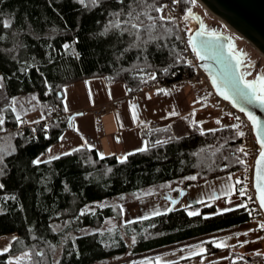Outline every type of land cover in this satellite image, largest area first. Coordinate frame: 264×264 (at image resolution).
Instances as JSON below:
<instances>
[{"label": "trees", "instance_id": "16d2710c", "mask_svg": "<svg viewBox=\"0 0 264 264\" xmlns=\"http://www.w3.org/2000/svg\"><path fill=\"white\" fill-rule=\"evenodd\" d=\"M164 4L165 0H98L95 6L78 0H0V73L6 91L11 97L37 93L45 105L44 119L24 128L6 109L0 127L4 149L0 152V238L17 235L10 251L0 255V264L29 250L32 264H107L126 254L162 248L249 220L247 207L181 223L171 210L105 228L107 219L122 217L120 204L86 211L96 203L169 181L179 180L181 189H186L241 172L247 165L234 126L203 131L186 119L184 136L171 126L145 128L147 150L128 155L125 162L116 156L100 157L84 146L59 159L34 163L70 128L69 115L49 120L52 105L62 108L67 86L103 77L138 93L178 76L180 35L175 21L165 15ZM157 7L163 11L156 12ZM191 8L192 0H184L185 15ZM132 9L149 11L156 18L151 35L157 39H149L143 29L137 39L124 30L123 23L110 26L111 21L127 19ZM140 20L151 23L143 15ZM5 21L10 27L2 26ZM151 74L156 78L150 79ZM158 140L165 143L157 144ZM193 176L196 179H188Z\"/></svg>", "mask_w": 264, "mask_h": 264}, {"label": "crops", "instance_id": "0c3cea01", "mask_svg": "<svg viewBox=\"0 0 264 264\" xmlns=\"http://www.w3.org/2000/svg\"><path fill=\"white\" fill-rule=\"evenodd\" d=\"M0 77H2L1 73ZM165 90L168 92L167 95L150 89L131 93L124 83H107L103 77H90L74 82L65 88L62 99V109L65 114L75 115L70 128L62 133L63 139H59L50 147L51 152L47 151L38 159L41 162L50 161L53 160L51 159L53 156L60 157L64 153L84 146L96 150L100 157L116 156L120 159L130 153L139 152L138 149L145 147L143 136L145 128L152 130L171 126L177 135H186V119H191L203 131L234 126L230 109L223 105L217 106L216 101L212 99L198 100L190 87ZM19 97L21 96L2 95L0 100L7 98L11 102L18 100ZM214 104L217 108L224 107L225 114L218 115L214 112ZM65 105L67 111H65ZM133 105L136 106L135 120ZM2 107L1 116L4 120L6 109L12 111L13 107ZM14 108L15 112H12L15 116L22 114L17 106ZM32 109L34 108L31 106L30 111ZM174 112L177 114H173ZM218 120L220 123H217ZM21 124L29 123L21 121L19 125ZM213 125L221 126L214 128ZM236 174L238 173L226 174L205 183L189 185L186 188V196L175 208H172L170 201L161 197L163 193L160 191V186L162 185L155 191L145 188L136 193L125 194L120 197L125 199L122 211L125 214L128 211V214L132 215L127 219L130 222L158 216L155 214L157 212L160 213L159 215L165 214L169 212L168 209H171L174 220L180 223L229 212L247 204L244 195L237 190ZM131 203L137 204V210L133 208L135 213H145V216L141 217L138 214L139 218H137L130 209ZM191 211L199 214L189 216L188 212ZM14 236L16 239L17 235ZM220 241H224L225 246L218 248L215 242ZM257 253L260 254L257 255ZM254 259H264V233L260 229L259 222L249 218L248 221L236 227L133 254L121 259L118 264H168L171 262L250 264V261ZM241 260L244 262H240Z\"/></svg>", "mask_w": 264, "mask_h": 264}, {"label": "snow or ice", "instance_id": "6c2138e0", "mask_svg": "<svg viewBox=\"0 0 264 264\" xmlns=\"http://www.w3.org/2000/svg\"><path fill=\"white\" fill-rule=\"evenodd\" d=\"M78 2L82 5L87 6V4H91V5H97L98 4V0H87V4H86V0H78ZM120 2H122V0H120ZM174 3H179V0H173ZM149 9L152 8L151 5L148 6ZM154 10L156 12H162L163 11V7H157L154 8ZM135 13V14H134ZM112 15H115L117 17H119V13H114ZM143 15L146 17V19L148 21H151V23L145 25L144 21L140 20V16ZM192 17V13L191 11H189L187 13V15L185 16V19L191 18ZM160 20H165L166 18L164 16H160L159 17ZM170 21L173 18H168ZM137 21H139V23H137ZM156 18L151 16L149 14V11H142V12H135V9L130 10L127 13V19H125L123 22H121L119 19H116L114 21L110 22V26L112 27H120L121 23H123L124 25H126L127 27L124 29L125 31H129L130 35H135L137 37V39H139V33L140 31L146 30L149 34V39H157L158 37H152L151 33L152 31L155 30L156 27ZM4 28H8L10 27L9 22L5 21L3 22L2 25ZM108 26H106L105 30L107 31ZM170 31V30H169ZM197 36L200 38L199 39V44H197V40L194 39L192 36L188 37V42L191 44L192 46V51L195 53V55L200 59V60H205L207 58V54L209 52H212L213 55L217 58L220 59L224 56V52H223V45L220 43L221 37L216 33V32H207V31H200L199 33H197ZM203 37H207V39H204ZM145 43H147V41H145ZM63 47L65 49H67L69 47L68 44L63 45ZM243 54L241 53V56ZM228 57L230 58H234L236 60V65L234 66L233 70H235L236 68H239V66L243 63V61L241 60L240 56H236L235 55V51L233 49V46L229 45V52H228ZM230 63V61H229ZM165 71H167V69H165ZM251 73H249L250 75ZM150 79H155V74H151ZM3 77H0V80H2ZM146 82V81H145ZM232 89L234 91V93L239 96L241 99L245 100L248 103H252V102H259L260 105H264V74H258L256 76V78L253 81H247L244 78V74L241 73L238 77H236L235 79H231L230 80ZM212 84L214 85V87L216 88L217 92L219 93L220 96H222L225 100H230L233 105H236V100L233 98V96H230L228 91L224 90L221 88L220 84L217 82V79L215 76L212 77ZM159 92H164L165 95L168 94L167 90L165 89H159ZM111 95V93H109ZM15 103V101L13 100V104ZM136 106L133 105L132 106V110H133V119L135 120L137 118L136 116ZM12 111L15 112V108L13 107ZM65 111H67V106L65 105ZM240 111H245L244 108H240ZM173 114H177V113H173ZM248 115V119L252 121V124L256 127L257 129V139L258 142L260 144L261 147V151H260V160L258 161V164L260 165H264V135H261V126L259 121L257 120V118L251 113H247ZM17 121H20V116L17 115L16 116ZM237 120H239V117H236ZM4 123L3 117H0V127H2ZM217 123H220V121L218 120ZM235 128L239 129L240 125L237 124L234 126ZM239 136H244V133L242 131L238 132ZM60 139H63V137H61ZM157 144H163L165 143V141H160L158 140L156 142ZM79 150V149H76ZM146 147L144 148H140L137 151H146ZM4 149L0 148V152H3ZM239 151L243 152L244 149L241 148L239 149ZM48 152H51V148L48 149ZM71 153H64L63 155H70ZM132 153H130L129 155H131ZM59 156H53L51 157V159H59ZM121 162H125L127 160V155L120 158ZM0 162H2V157H0ZM35 164H40L41 160L37 159L34 161ZM256 178H257V183H256V188L257 191L259 192V203L261 208H264V176L261 175V169L258 167L256 170ZM188 179H196L195 176L193 177H189ZM237 183H239V181H237ZM0 188H3V184H0ZM241 195H244V191L241 190L240 192ZM13 199H15V197H13ZM173 204L176 203V201H172ZM243 207H247V205H241ZM230 210V209H229ZM168 211H171V209H168ZM83 214V213H81ZM157 215H159L160 213L157 212L155 213ZM198 212L195 211H191L188 212L189 216H194V215H198ZM261 229H264V224L260 225ZM245 235H247V233H245ZM15 239V238H13ZM134 242V241H133ZM215 246L220 248V247H224L225 246V242L224 241H220V242H215ZM10 251V245L7 246L6 248H4L3 250H0V255H3L5 252ZM203 251V250H202ZM260 253H257V255H259ZM36 255H42V253L37 252ZM8 264H32V251H26L23 253L22 256L19 257H15L13 259H10L8 261ZM57 264H59V262H57Z\"/></svg>", "mask_w": 264, "mask_h": 264}, {"label": "water", "instance_id": "95a60500", "mask_svg": "<svg viewBox=\"0 0 264 264\" xmlns=\"http://www.w3.org/2000/svg\"><path fill=\"white\" fill-rule=\"evenodd\" d=\"M199 2L264 55V0H199ZM193 19L197 23L198 28L194 30L192 37L196 39L197 44H199L200 38L197 36V33L204 30V24L200 15L197 13L193 14ZM217 34L221 37L220 43L223 45L224 56L220 59H217L212 52H209L205 60L202 61L199 59V62L197 63L210 79L211 84L212 77H216L221 88L228 91L229 95L233 96V98L236 100V105L234 106L230 100H225L222 96H220L212 84L215 93L222 100L230 103L235 109L240 111V108H244L245 111H243V113L247 116V118V113L251 112L260 123L261 135H264V105H260L259 102L248 103L234 93L230 80L235 79L242 73V64L239 66V68L233 70L234 66L236 65V60L234 58L228 57L231 40L223 33ZM203 38L207 39V37ZM235 55L240 56L236 52ZM241 60L243 61L242 58ZM74 117L75 115L70 117V124L72 123ZM252 126L257 138V129L253 124ZM259 160L260 154L257 157L253 167V183L258 202L259 192L256 188V170L258 167L261 169V175L264 176V165L258 164ZM186 194L187 190L183 189L180 191V195L178 197L175 198L171 194H167L165 198L171 202L172 208H175L183 200ZM172 201H176V203L173 204ZM262 209L264 211V208Z\"/></svg>", "mask_w": 264, "mask_h": 264}, {"label": "built area", "instance_id": "2783aa9c", "mask_svg": "<svg viewBox=\"0 0 264 264\" xmlns=\"http://www.w3.org/2000/svg\"><path fill=\"white\" fill-rule=\"evenodd\" d=\"M184 0H179V3H174L173 0H165V10L168 12L170 18L175 21L180 35L181 55L179 58L181 68L178 76L171 82L158 81L151 85L150 90L157 91L159 89H180L190 85L193 89V94L198 100L211 99L216 101L217 106L225 105L227 109L232 111L234 119V126L239 124L238 132L242 131L244 136H239L241 148L244 149L242 154L245 157L247 167L242 170L240 176L236 180L237 190L244 191V197L247 200V210L250 220H257L259 225L264 224V211L261 208L253 183V167L257 157L260 154L261 147L257 141L256 135L253 130L251 121L247 116L235 109L230 103L222 100L214 91L210 79L200 68L199 58L192 51V46L188 42V37L193 35L194 30L189 25L187 19L183 14ZM66 117L65 112L59 105H52L49 113V120L61 119ZM239 117V120L236 119ZM24 128V126L20 127ZM239 181V183H237ZM261 229V228H260ZM264 233V229H261ZM250 264H264V259H254Z\"/></svg>", "mask_w": 264, "mask_h": 264}, {"label": "rangeland", "instance_id": "374dc122", "mask_svg": "<svg viewBox=\"0 0 264 264\" xmlns=\"http://www.w3.org/2000/svg\"><path fill=\"white\" fill-rule=\"evenodd\" d=\"M191 13H192V17L188 18L187 21L189 23V25L191 26V28L193 30H196L198 28L197 23L194 21L193 19V14L197 13L198 15H200L203 24H204V31H207L209 33L211 32H216V33H223L225 35H227L230 40L232 41V46L233 49L236 53H238L240 55V57L243 59V63H242V73L244 74V78L247 81H253L256 76L258 74H264V55L259 52L255 47H253L250 43H248L245 39H243L241 36H239L233 29H231L224 21H222L221 19H219L217 16H215L213 13H211L202 3H200L198 0H192V8H191ZM184 16L185 13L183 12ZM166 16L168 15V12H165ZM241 53L243 54L241 56ZM249 73H251L249 75ZM186 87H190L192 89V87L190 85H187ZM6 87L4 84V81L0 80V98L2 97V95H8L7 92H5ZM193 92V89H192ZM7 93V94H6ZM21 97L18 98V100H15V103L13 104V100L10 102L9 99L7 98H3L0 100V117L1 116V107L2 106H7V107H16L20 110V112L22 114H17L20 116V121L18 122H26L29 124H32L34 122H38L40 120L44 119V103L41 101L40 96L37 93H29V94H22L20 95ZM212 100H214L213 98H211ZM31 106L34 108L30 111ZM215 106V104H214ZM224 107H226L225 105H223ZM52 107V106H51ZM50 107V109H51ZM224 107H219L217 108L216 106L213 108V111L218 113V115H223L225 114L223 112V108ZM3 108V107H2ZM50 113V110H49ZM27 124V125H29ZM20 127L22 126H26V124H21L19 125ZM221 125H213L214 128H218ZM240 176V173L236 174V177L238 178ZM162 185V186H160ZM161 187V193L163 194H171L173 197H178L179 195H177V193L180 190H176V189H181L182 188V182H180L179 180H174V181H169L167 183H163V184H159V185H154V186H150L147 187V189H149L150 191H155L158 187ZM127 200V198H126ZM136 200V199H135ZM132 201V200H131ZM125 199L124 198H113V199H109V200H105L103 202L100 203H96L92 206H88L86 207V211H90V210H94L96 207H103L105 205H117L120 204V208H121V218L119 220L113 219V218H109L106 221L105 224V228L107 227H112L116 224H122V223H128L129 221L127 220L128 218H131V214H128V211H126L125 214L122 211V204H124ZM137 204L135 203H131L130 209L133 210V208H135V210H137ZM136 206V207H135ZM157 209L158 206H155ZM135 210H133V212L135 213ZM137 212V211H136ZM130 213V211H129ZM144 217L145 213H135V215L138 217ZM15 236L14 235H8L5 237L0 238V250H3L4 248H6L7 246H11V242L13 241V238ZM128 256H131L130 254H126L125 256H123L122 258L117 259L114 262H109L107 264H118V262H120L121 259H124Z\"/></svg>", "mask_w": 264, "mask_h": 264}, {"label": "flooded vegetation", "instance_id": "af4514ba", "mask_svg": "<svg viewBox=\"0 0 264 264\" xmlns=\"http://www.w3.org/2000/svg\"><path fill=\"white\" fill-rule=\"evenodd\" d=\"M231 46H232V41H231Z\"/></svg>", "mask_w": 264, "mask_h": 264}, {"label": "bare ground", "instance_id": "6f19581e", "mask_svg": "<svg viewBox=\"0 0 264 264\" xmlns=\"http://www.w3.org/2000/svg\"><path fill=\"white\" fill-rule=\"evenodd\" d=\"M199 1V0H198Z\"/></svg>", "mask_w": 264, "mask_h": 264}]
</instances>
